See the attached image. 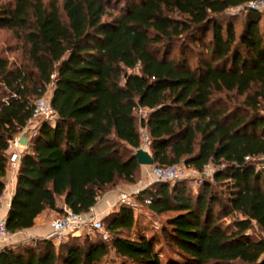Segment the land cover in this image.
<instances>
[{
    "label": "trees",
    "instance_id": "obj_1",
    "mask_svg": "<svg viewBox=\"0 0 264 264\" xmlns=\"http://www.w3.org/2000/svg\"><path fill=\"white\" fill-rule=\"evenodd\" d=\"M248 1L0 0V30L24 55H0V196L8 142L29 127L35 101L49 93L56 115L32 123L11 233L46 209L88 213L135 184L141 127L154 166H214L195 193L183 179L135 195L167 214L160 235L133 236L136 215L121 204L101 218L105 238L31 239L1 248L0 264H112L110 254L118 264H264V238L247 234H264V10L226 14ZM139 107L149 109L140 125Z\"/></svg>",
    "mask_w": 264,
    "mask_h": 264
},
{
    "label": "built area",
    "instance_id": "obj_2",
    "mask_svg": "<svg viewBox=\"0 0 264 264\" xmlns=\"http://www.w3.org/2000/svg\"><path fill=\"white\" fill-rule=\"evenodd\" d=\"M236 9V12H239L244 9H251L255 11L264 10V0H249L242 6H239ZM149 109L145 107H139L137 110L138 113V122L141 124L142 120L147 116ZM56 115L49 103L48 97H41L37 99L34 103L32 116L29 120V140L34 137L37 133L35 125L33 122L36 121H45L47 123L53 124L55 122ZM141 133V146L140 148L148 151V134L144 128H140ZM20 134L14 136L8 142L7 152H8V170L6 173L7 179L4 180V189L2 195H11V190L7 189V186L13 183L16 179L18 162L20 159L21 152L28 145L24 147L20 145L17 140ZM199 173L201 177L205 174L211 176L212 170L210 165H206L202 172H198L195 169L186 167L183 164H173L168 166H151L150 170V182L145 185L147 187L153 182H175L183 179H187L189 176ZM144 187V188H145ZM140 190L135 193H130L127 191H121L119 193L118 205L126 204L134 207L133 195L138 193ZM1 195V196H2ZM0 196V197H1ZM13 196V194H12ZM12 198V197H11ZM11 202V201H10ZM10 202L8 205L10 206ZM149 199H145L144 203H149ZM93 231H100L102 236L105 238L107 234L103 231V225L100 215L92 208L88 213H76L72 210L64 207V213L62 216H58L51 221V231L48 237L54 240V243L57 245L60 242L64 241L70 235H80L83 233H91ZM12 233L6 228V222L4 217H0V240L6 241L11 237Z\"/></svg>",
    "mask_w": 264,
    "mask_h": 264
},
{
    "label": "rangeland",
    "instance_id": "obj_3",
    "mask_svg": "<svg viewBox=\"0 0 264 264\" xmlns=\"http://www.w3.org/2000/svg\"><path fill=\"white\" fill-rule=\"evenodd\" d=\"M236 9H229L226 11L227 15H235L236 16ZM0 55H3L5 57H8L11 61L15 60H21L24 55L23 51L19 47V42L18 40L11 34V32L6 31V30H0ZM49 93H46L44 97H47ZM149 151V148H148ZM258 167L261 169H264V160L259 164ZM211 170H213L214 166L213 164L210 165ZM192 169V168H191ZM150 170L151 166L147 165H141L139 168V173L137 177V181L135 184L127 186V187H134L140 189L142 186L146 185V183L151 180L150 179ZM205 179H210L209 174H205ZM203 177L199 173L191 175L187 178V184L189 185L192 193H195L198 185L202 182ZM123 189L126 187H122ZM141 190V189H140ZM129 192V191H127ZM137 194V193H136ZM133 195L134 199V214L136 215V219L138 221L137 226L135 229L132 230L133 236L137 231H141L142 233H145L146 235H160V229L161 225L164 223L165 218L167 214L161 215V216H155L151 214L145 207V205L141 204L139 201L136 200L135 195ZM57 216V214H56ZM235 218V215L233 216H228L224 218L222 223L227 224L230 223ZM101 234L100 231H93L89 233L91 237H95L96 235ZM247 234H250L254 238H264V234H262L259 229L256 226H253L247 231ZM157 248L161 247L162 253H161V258L163 260L166 259L167 256L170 255L171 251L166 247V244L164 243V240L161 239L160 243L157 244ZM176 257V256H175ZM109 263L112 264H118V258L115 257L113 254H110L108 258Z\"/></svg>",
    "mask_w": 264,
    "mask_h": 264
},
{
    "label": "crops",
    "instance_id": "obj_4",
    "mask_svg": "<svg viewBox=\"0 0 264 264\" xmlns=\"http://www.w3.org/2000/svg\"><path fill=\"white\" fill-rule=\"evenodd\" d=\"M5 179H7V177H4V180ZM15 182L16 181H14L12 184L10 183L7 186V189L11 190L10 191L11 195L4 194L0 197V217L6 218L7 212L9 210L8 202L11 201L12 194H14L15 191ZM149 182L150 180L146 183V185ZM144 187L145 185L142 186L140 189L142 190ZM140 189L134 186V187H126L124 189L118 187L109 190L98 199L93 209L102 218L103 216L109 214L110 212L118 208L119 206L118 198H119V193L121 191H129L130 193H135ZM56 214L57 212L54 210H49V209L44 210L43 212L37 215L32 227L21 230L16 233H12L11 237L6 241L0 240V249L8 245H15L18 243L29 241L31 239H43L48 237L51 231V221L57 217Z\"/></svg>",
    "mask_w": 264,
    "mask_h": 264
},
{
    "label": "water",
    "instance_id": "obj_5",
    "mask_svg": "<svg viewBox=\"0 0 264 264\" xmlns=\"http://www.w3.org/2000/svg\"><path fill=\"white\" fill-rule=\"evenodd\" d=\"M28 138H29V129L26 128L24 131H22V133L20 134L17 142L22 145V146H26L27 142H28ZM136 158L137 161L140 165H147V166H152L154 161L152 156L150 155L149 151L142 149V148H138L136 150ZM264 160V159H263Z\"/></svg>",
    "mask_w": 264,
    "mask_h": 264
}]
</instances>
